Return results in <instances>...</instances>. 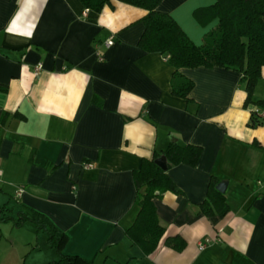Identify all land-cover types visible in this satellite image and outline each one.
Segmentation results:
<instances>
[{
    "label": "crops",
    "instance_id": "obj_1",
    "mask_svg": "<svg viewBox=\"0 0 264 264\" xmlns=\"http://www.w3.org/2000/svg\"><path fill=\"white\" fill-rule=\"evenodd\" d=\"M215 1L161 0L157 10L200 45L217 24L206 10ZM146 13L120 0L100 12L79 0H0V230L26 231L27 245L31 233L43 234L53 252L42 264H62L60 255L91 264H264V126H248L240 74L183 68L191 101L173 95L174 67L138 46ZM253 97L264 99V77ZM171 142L202 152L193 166L167 169L180 193L153 200L164 234L144 254L126 235L138 212L134 173ZM211 180L226 182L221 217L199 212ZM29 211L67 235L60 253L22 220ZM175 236L181 251L165 244Z\"/></svg>",
    "mask_w": 264,
    "mask_h": 264
},
{
    "label": "trees",
    "instance_id": "obj_2",
    "mask_svg": "<svg viewBox=\"0 0 264 264\" xmlns=\"http://www.w3.org/2000/svg\"><path fill=\"white\" fill-rule=\"evenodd\" d=\"M79 1L86 9L94 12H100L110 3V0ZM120 1L147 11L142 18L144 31L138 46L144 51L164 55L174 67L170 84L173 95L191 101L190 92L194 82L180 69L216 66L236 71L240 74L239 83L246 92L243 107L251 109L248 126H264V116L261 114L264 112V99L253 97L264 68V0H216L206 10L211 18L217 19V24L204 36L200 45L194 44L170 15L157 10L161 0ZM201 152L202 148L198 145L171 142L165 150L155 152L152 159H143L139 170L134 173L135 205L138 212L133 224L126 229V235L144 254L153 251L164 234L153 200L167 191L180 193L168 176L167 169L179 163L193 166ZM161 156L165 158L166 169L155 163ZM217 184V180L210 181L206 197L198 205L199 212L208 217H221L229 210L225 195L216 189ZM21 218L33 222L38 230L45 231L48 245L60 253L67 235L49 218L32 211L22 214ZM165 244L181 251L185 241L175 236L167 238ZM56 263L91 264L77 255H60V260Z\"/></svg>",
    "mask_w": 264,
    "mask_h": 264
},
{
    "label": "rangeland",
    "instance_id": "obj_3",
    "mask_svg": "<svg viewBox=\"0 0 264 264\" xmlns=\"http://www.w3.org/2000/svg\"><path fill=\"white\" fill-rule=\"evenodd\" d=\"M261 77H264V71L261 70ZM1 226V225H0ZM33 228L32 225H28ZM3 229L0 230V259L2 262L8 264H42L43 258L45 255L48 257L51 255L50 252H53L51 249H48L45 238L43 234L36 235L31 233V244L27 245L21 241H27L28 233H21L18 235V231L11 229L10 225H3ZM41 246L38 254L33 255L31 252L33 246ZM30 252V253H29ZM32 253V254H31ZM44 264H48L50 258Z\"/></svg>",
    "mask_w": 264,
    "mask_h": 264
},
{
    "label": "water",
    "instance_id": "obj_4",
    "mask_svg": "<svg viewBox=\"0 0 264 264\" xmlns=\"http://www.w3.org/2000/svg\"><path fill=\"white\" fill-rule=\"evenodd\" d=\"M155 163L162 169H166V165H165V158L163 156H161L160 158L155 160ZM216 189L220 192V193H224L225 189H226V182H219L216 185Z\"/></svg>",
    "mask_w": 264,
    "mask_h": 264
},
{
    "label": "built area",
    "instance_id": "obj_5",
    "mask_svg": "<svg viewBox=\"0 0 264 264\" xmlns=\"http://www.w3.org/2000/svg\"><path fill=\"white\" fill-rule=\"evenodd\" d=\"M112 44V40H107V42H106V46H109V45H111ZM40 66H38L37 67V69L39 68ZM262 114V116H264V112H262L261 113ZM21 193H22V190L21 189H19L18 191H17V196H20L21 195ZM208 242H209V239H204L202 242H200V244H199V248L200 249H203L207 244H208Z\"/></svg>",
    "mask_w": 264,
    "mask_h": 264
}]
</instances>
